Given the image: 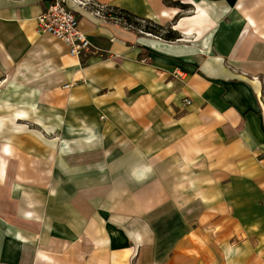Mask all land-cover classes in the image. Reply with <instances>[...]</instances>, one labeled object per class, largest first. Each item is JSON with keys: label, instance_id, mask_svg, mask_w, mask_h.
Returning <instances> with one entry per match:
<instances>
[{"label": "crops", "instance_id": "obj_1", "mask_svg": "<svg viewBox=\"0 0 264 264\" xmlns=\"http://www.w3.org/2000/svg\"><path fill=\"white\" fill-rule=\"evenodd\" d=\"M93 1L0 0V264H264V0Z\"/></svg>", "mask_w": 264, "mask_h": 264}, {"label": "built area", "instance_id": "obj_2", "mask_svg": "<svg viewBox=\"0 0 264 264\" xmlns=\"http://www.w3.org/2000/svg\"><path fill=\"white\" fill-rule=\"evenodd\" d=\"M75 1L82 7H92L97 16L108 17L109 15V7L93 0ZM37 31L40 34H51L61 39L69 46L70 54L78 58L93 47L91 39L80 27L77 14L67 6L66 0H53L39 15Z\"/></svg>", "mask_w": 264, "mask_h": 264}, {"label": "trees", "instance_id": "obj_3", "mask_svg": "<svg viewBox=\"0 0 264 264\" xmlns=\"http://www.w3.org/2000/svg\"><path fill=\"white\" fill-rule=\"evenodd\" d=\"M116 16L124 19L128 24L132 26H139L141 25V28L147 33H151L153 35L159 36L161 38H165L168 40H178L181 38L178 32L174 31L172 28H165L161 25H158L154 23L151 20H143L139 19L133 14L120 9H115L113 12ZM144 22V23H142Z\"/></svg>", "mask_w": 264, "mask_h": 264}, {"label": "rangeland", "instance_id": "obj_4", "mask_svg": "<svg viewBox=\"0 0 264 264\" xmlns=\"http://www.w3.org/2000/svg\"><path fill=\"white\" fill-rule=\"evenodd\" d=\"M115 10L113 9V12H114ZM112 12V13H113ZM111 13V12H110ZM116 18H118V19H120L121 21H123V22H125L124 21V19H122V18H120V17H116ZM142 23H144V22H142ZM145 24V23H144ZM7 84V85H6ZM14 84H16V82H15V80L14 79H12L11 81H8V82H6V79H0V116H1V118H3L2 116H4V109L5 108H3V105H2V103L5 101V98L7 97L8 99H9V101L10 102H14L15 100L16 101H18L19 99H20V94H12V93H10V94H7V86H12V85H14ZM18 99V100H17ZM14 108V107H13ZM13 108H9L10 109V111H12V112H16V110H14ZM25 114V113H24ZM23 113H20V112H18L17 113V115H21V116H23L24 115ZM5 125V123L3 122V121H1L0 120V129L3 127ZM31 126V128H37L35 125H30ZM3 149H5L7 152H8V150L10 149V147H9V144H4L3 145V147H2ZM2 161H4V160H2ZM244 238V237H243ZM242 238V239H243ZM162 240H164V237L162 238ZM166 240H167V238H166Z\"/></svg>", "mask_w": 264, "mask_h": 264}]
</instances>
